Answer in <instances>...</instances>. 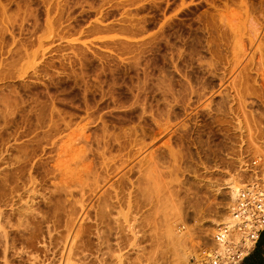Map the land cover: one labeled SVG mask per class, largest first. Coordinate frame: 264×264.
<instances>
[{
	"label": "rangeland",
	"instance_id": "obj_1",
	"mask_svg": "<svg viewBox=\"0 0 264 264\" xmlns=\"http://www.w3.org/2000/svg\"><path fill=\"white\" fill-rule=\"evenodd\" d=\"M261 157L264 0H0V264L198 261Z\"/></svg>",
	"mask_w": 264,
	"mask_h": 264
},
{
	"label": "built area",
	"instance_id": "obj_2",
	"mask_svg": "<svg viewBox=\"0 0 264 264\" xmlns=\"http://www.w3.org/2000/svg\"><path fill=\"white\" fill-rule=\"evenodd\" d=\"M263 164V157L251 160L248 173L261 171ZM229 210L231 221L224 220L217 227L212 237L214 246L190 264H242L252 254L264 231L263 183L258 182L256 187L246 183Z\"/></svg>",
	"mask_w": 264,
	"mask_h": 264
},
{
	"label": "bare ground",
	"instance_id": "obj_3",
	"mask_svg": "<svg viewBox=\"0 0 264 264\" xmlns=\"http://www.w3.org/2000/svg\"><path fill=\"white\" fill-rule=\"evenodd\" d=\"M246 168H247V166H246ZM258 182H261V183H263V189H264V168H263V165H262V169H261V171H259V172H255V173H252V179H251V181L249 182L250 184H251V187H256V185H257V183ZM241 183V182H240ZM244 187H245V185H244ZM243 187V188H244ZM242 188L240 187L239 188V181L237 180V179H233V180H231L228 184H227V190H228V194L231 196V198H232V202H233V200L235 199V197H236V195H237V193H238V191H240ZM232 204V203H231ZM231 206V205H230ZM230 209V208H229ZM230 211V210H229ZM226 220H229V222L231 221V216H229L228 215V217L226 218ZM220 222L219 221H217L216 219H212V220H210L209 221V225H213V226H216V225H218ZM212 229H211V227L209 226V227H207L206 229H205V231H204V235H205V237L207 236V235H210V231H211ZM175 233V234H174ZM215 233V232H214ZM177 234H176V232H174L173 230H170L169 232H168V236L170 237V239L169 240H171L173 243H174V248L172 249V254H171V258H172V260H173V262L175 263V262H179V261H182V259L183 258H185V256H186V252H185V249H183V248H180V246L179 245H182L181 244V241H180V238H179V236H176ZM213 237V236H212ZM179 238V239H178ZM183 241V240H182ZM176 242V243H175ZM173 243H172V246H173ZM212 243H213V241H212ZM214 244V243H213ZM183 246H184V244H183ZM204 249V248H203ZM203 252H204V250H203ZM203 252L201 253V254H199V255H201L200 256V258L202 257V255H203ZM198 255V256H199ZM198 256H196V258L198 257ZM187 257V256H186Z\"/></svg>",
	"mask_w": 264,
	"mask_h": 264
},
{
	"label": "crops",
	"instance_id": "obj_4",
	"mask_svg": "<svg viewBox=\"0 0 264 264\" xmlns=\"http://www.w3.org/2000/svg\"><path fill=\"white\" fill-rule=\"evenodd\" d=\"M242 264H264V231L256 248Z\"/></svg>",
	"mask_w": 264,
	"mask_h": 264
}]
</instances>
